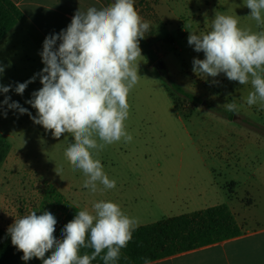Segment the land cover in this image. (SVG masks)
<instances>
[{
    "label": "rangeland",
    "instance_id": "obj_1",
    "mask_svg": "<svg viewBox=\"0 0 264 264\" xmlns=\"http://www.w3.org/2000/svg\"><path fill=\"white\" fill-rule=\"evenodd\" d=\"M245 4L246 0H135L136 10L150 22L144 40L168 77L201 99L193 105L177 95L171 98L161 71L149 66L142 55V78L127 98L126 125L132 141L108 145L97 157L116 181L110 191L137 190L120 206L133 209L141 203L138 206L148 216L139 224L226 205L256 219L251 220L252 227L264 225V194L259 192L264 189V105H247L253 91L250 83L240 85L224 74L215 78L194 74L193 59L202 60L204 55L188 44L189 33L211 30L216 12L239 16L241 28L264 30L249 16ZM11 37L12 46L0 50V85H11L9 92L0 93V102L10 97L9 104L18 102L34 117L36 110L26 101L42 87L38 75L44 67L42 50L23 34ZM33 77L23 94H16V85ZM230 102L237 105L235 111L222 107ZM71 141L68 134L53 138L28 114L0 103V145L4 148L0 151V202L52 203L60 223L68 210L60 195L67 201L86 189L85 175L73 171L64 156ZM135 196L142 200L135 202ZM186 197L188 204L181 202Z\"/></svg>",
    "mask_w": 264,
    "mask_h": 264
},
{
    "label": "clouds",
    "instance_id": "obj_2",
    "mask_svg": "<svg viewBox=\"0 0 264 264\" xmlns=\"http://www.w3.org/2000/svg\"><path fill=\"white\" fill-rule=\"evenodd\" d=\"M245 7L258 27L264 25V0H246ZM240 20L235 14L216 12L210 31L189 33L188 44L204 55L202 60L193 59L192 71L213 78L224 74L240 85L250 83L253 91L248 94L247 105H264V30L241 28ZM149 28L150 22L136 10L135 0H113L99 9H78L66 29L43 41L40 56L44 67L38 74L42 87L26 101L36 116L18 102L9 104L10 97L0 102L28 114L55 139L70 135L72 141L64 156L73 171L83 172V187L92 193L116 187L97 158L99 152L121 140L132 141L126 125L130 114L127 98L142 78L139 64L144 58L139 44ZM34 79L17 84L16 94H23ZM10 89L11 85H0V93ZM222 107L237 109L234 102ZM56 224L52 213L37 215L32 211L14 219L7 232L11 244L22 252L23 261L36 258L42 264H92L99 257L103 264H116L139 221L118 203L100 200L91 211L76 212L64 226L62 239L54 235ZM81 249L92 251L81 254ZM143 264L152 262L143 258Z\"/></svg>",
    "mask_w": 264,
    "mask_h": 264
},
{
    "label": "crops",
    "instance_id": "obj_3",
    "mask_svg": "<svg viewBox=\"0 0 264 264\" xmlns=\"http://www.w3.org/2000/svg\"><path fill=\"white\" fill-rule=\"evenodd\" d=\"M10 1L21 11L23 18L0 41V50L6 46H12L10 45L9 40H14L10 39V37L14 36V34H23L29 43H31L35 48L42 50L45 37L51 34H58L61 30L66 29L78 9L80 11H86L89 7L94 6L99 9L106 5L103 0ZM58 44L59 41H57V46ZM259 192L264 194V189H261ZM22 193L29 194L26 191H23ZM136 193L137 190L135 192L125 190L112 192L110 190H106L92 193L90 190L82 189L78 194L74 193L67 201L65 200L64 195H59L67 203L68 207H74L78 211L84 209L91 211L92 205L95 202L105 200L112 201L120 205L123 200L128 199L127 196L132 194L134 195ZM202 195L203 194L201 192H198L196 196L201 198ZM134 198L135 202L142 200L137 196ZM168 200H170V198ZM171 202L173 203L172 200ZM181 202L188 204V197L181 200ZM138 205L142 204L139 203ZM138 205L136 204L135 206L137 207L133 209L124 207L121 208L130 217H134L138 219V221H144L142 218L147 215V210L139 207ZM252 205L253 203L250 207ZM228 208L234 215L235 221L241 229L242 234L239 237L180 253L152 262V264H264V225L252 227L251 224H253V222L251 220L256 221V219L252 218L250 215H245L244 213L242 215L237 214L233 207ZM32 211H36L37 215L44 211H48L52 213L57 220V209L52 203L46 201L7 200L0 202V229L8 234L7 229L14 222V219H18ZM63 220L55 225V231ZM146 225L148 224H138V227Z\"/></svg>",
    "mask_w": 264,
    "mask_h": 264
},
{
    "label": "trees",
    "instance_id": "obj_4",
    "mask_svg": "<svg viewBox=\"0 0 264 264\" xmlns=\"http://www.w3.org/2000/svg\"><path fill=\"white\" fill-rule=\"evenodd\" d=\"M107 5L111 0H103ZM23 18L21 11L10 0H0V41ZM142 55L149 66H153L159 58L142 39L139 44ZM161 75L166 87L173 95L182 97L190 104L198 105L201 99L188 92L170 80L165 69ZM174 108L175 105H174ZM4 149L0 145V151ZM1 159V158H0ZM76 212L74 207H68L63 222L59 225L54 235L62 239V230L70 222ZM242 234L234 215L226 205H218L207 209L166 218L161 221L137 227L133 232L132 240L128 246L121 250V257L116 264H143V258L155 262L180 253L188 252L222 241L239 237ZM92 249H81V254H91ZM51 253H46L45 258ZM103 254H106V250ZM19 252L12 244L11 237L0 229V264H42L41 260L32 258L29 261L21 259ZM127 257V259H124ZM92 264H103L98 257Z\"/></svg>",
    "mask_w": 264,
    "mask_h": 264
},
{
    "label": "water",
    "instance_id": "obj_5",
    "mask_svg": "<svg viewBox=\"0 0 264 264\" xmlns=\"http://www.w3.org/2000/svg\"><path fill=\"white\" fill-rule=\"evenodd\" d=\"M153 66L157 68L159 71L163 70V65L160 60H158Z\"/></svg>",
    "mask_w": 264,
    "mask_h": 264
}]
</instances>
